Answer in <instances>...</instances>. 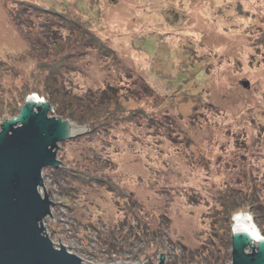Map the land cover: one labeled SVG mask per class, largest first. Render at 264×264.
<instances>
[{
  "label": "rangeland",
  "instance_id": "374dc122",
  "mask_svg": "<svg viewBox=\"0 0 264 264\" xmlns=\"http://www.w3.org/2000/svg\"><path fill=\"white\" fill-rule=\"evenodd\" d=\"M10 1L0 0V121L18 90L45 97L34 90L45 59L69 96L118 93L116 117L58 142L57 157L121 192L42 169L56 246L83 264H157L162 251L164 264H227L220 198L264 224V0ZM31 3L61 8L74 28ZM84 28L113 51L87 46Z\"/></svg>",
  "mask_w": 264,
  "mask_h": 264
},
{
  "label": "water",
  "instance_id": "95a60500",
  "mask_svg": "<svg viewBox=\"0 0 264 264\" xmlns=\"http://www.w3.org/2000/svg\"><path fill=\"white\" fill-rule=\"evenodd\" d=\"M53 109L32 92L16 114L0 121V264H83L60 240L56 246L45 229L55 202L45 191L42 169L62 165L58 142L84 133L88 125L50 114ZM232 216L227 264H264V233L247 212ZM162 252L157 264H164Z\"/></svg>",
  "mask_w": 264,
  "mask_h": 264
},
{
  "label": "trees",
  "instance_id": "16d2710c",
  "mask_svg": "<svg viewBox=\"0 0 264 264\" xmlns=\"http://www.w3.org/2000/svg\"><path fill=\"white\" fill-rule=\"evenodd\" d=\"M12 6H15V9H25L24 4L28 3L25 0H11L10 1ZM29 4V3H28ZM21 6V7H20ZM24 8H23V7ZM46 7H40L34 3H31L29 7H32L33 9H43L47 10V12L55 14H60L62 15L65 25L68 27V29H73L75 25V20L72 19L70 16H68L65 13H60L59 9L54 6H49L45 5ZM49 7H53V10H49ZM49 8V9H48ZM16 16V12H14ZM84 32H86V42L85 44L88 46H95L97 50L103 51L107 50L108 52L113 51L110 47L104 45V43L95 35L92 34L87 30V28L83 29ZM88 34V35H87ZM59 38V37H58ZM54 39V42L56 39ZM88 41V42H87ZM36 43H39L40 45V40H36ZM47 42L45 41V43ZM47 46V45H46ZM3 61H0L2 63ZM44 66V69L46 70V75L44 76V85L41 89L39 88H34V90H38L49 101L53 104V110L60 114L63 117H69L70 119L78 122V123H83L87 122L88 123V129H92L96 125L102 123V124H107L110 122L111 118L116 117L115 115V109L111 107L110 104H115L116 106H119L120 104H117V89L113 85H107L105 88L100 89V92H90L81 95H70L65 92V89H63V81L61 79H57L55 75L59 74L60 72L58 71V66L60 65L57 62H51L45 59V61L42 63ZM47 89H44V88ZM68 88V87H66ZM67 90V89H66ZM28 93V90H18L17 93L11 96L9 100L7 101L6 104V109L7 111L11 112L12 114L18 111V108H16L17 102H21L24 99V96ZM99 110L102 111L104 110V118L97 119V114L99 113ZM137 112V111H136ZM142 113L143 111L140 110ZM81 171H78L77 175H74L73 173H70L69 170H74L66 165H59L58 167H55L53 170L55 176H61L62 178H66L68 175L72 176H78L80 178H84L86 181H90L92 179L98 180L99 182H103L104 185H106V188L109 190L116 191V187L114 186V183L110 181L107 178H104L102 174H97L95 172V169L89 168V167H81ZM74 172V171H73ZM117 191L121 192L119 189ZM116 191V192H117ZM224 197V198H223ZM236 197L231 194H226L225 196H222L219 200V208H215V211L219 212L221 220L224 221V229L226 230V233H228V237L226 239V243L230 244V236H229V231H230V217L231 215L238 210V207L240 203L236 201ZM249 202H252L251 200L248 199ZM257 205V210L260 209V205L257 203H254ZM257 226L261 230L262 233H264V224L256 221ZM220 257V255L217 257V259ZM225 258V256H224ZM223 256L218 260H223Z\"/></svg>",
  "mask_w": 264,
  "mask_h": 264
},
{
  "label": "built area",
  "instance_id": "2783aa9c",
  "mask_svg": "<svg viewBox=\"0 0 264 264\" xmlns=\"http://www.w3.org/2000/svg\"><path fill=\"white\" fill-rule=\"evenodd\" d=\"M56 245V244H55Z\"/></svg>",
  "mask_w": 264,
  "mask_h": 264
}]
</instances>
